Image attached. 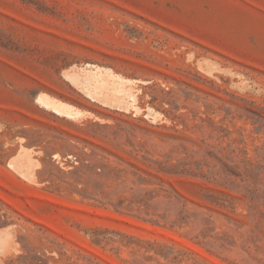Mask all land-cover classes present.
<instances>
[{
	"label": "rangeland",
	"instance_id": "1",
	"mask_svg": "<svg viewBox=\"0 0 264 264\" xmlns=\"http://www.w3.org/2000/svg\"><path fill=\"white\" fill-rule=\"evenodd\" d=\"M139 244L264 264V0H0V264Z\"/></svg>",
	"mask_w": 264,
	"mask_h": 264
},
{
	"label": "trees",
	"instance_id": "2",
	"mask_svg": "<svg viewBox=\"0 0 264 264\" xmlns=\"http://www.w3.org/2000/svg\"><path fill=\"white\" fill-rule=\"evenodd\" d=\"M121 208V207H118ZM173 217V218H172ZM156 222H158V220H155ZM159 221L164 222L165 224H170L172 227H176L179 226L181 228L184 227H190L192 226V224H197L198 223V219H197V215L191 213L190 211L186 210L184 207H182L179 210V213L177 216H169V217H162ZM202 236V238L204 240H209L207 241L206 244H213L211 240H214L215 237L212 235L207 234V232H205L204 230H202L200 232V234L198 236H196V238ZM97 243H102L103 241L95 239L94 240ZM146 243L148 246H150L151 244L149 242H144ZM148 246L146 247V245H136L135 247H133L132 253L134 255V259H133V264H150L149 262L152 261V257L151 256H145V254L150 253L153 249H149ZM142 256H138L141 255ZM155 254L157 256L162 257L164 260L166 261H173V263H177L179 262L178 256L174 255V251L173 252H164V250H160V251H155ZM158 264H160L158 262Z\"/></svg>",
	"mask_w": 264,
	"mask_h": 264
},
{
	"label": "bare ground",
	"instance_id": "3",
	"mask_svg": "<svg viewBox=\"0 0 264 264\" xmlns=\"http://www.w3.org/2000/svg\"><path fill=\"white\" fill-rule=\"evenodd\" d=\"M55 103V106L60 110L62 111V113L64 115H68V116H71L73 113L70 109V107H68L66 104L62 103V102H54ZM77 109V108H76ZM15 235V234H13ZM1 261V260H0Z\"/></svg>",
	"mask_w": 264,
	"mask_h": 264
}]
</instances>
